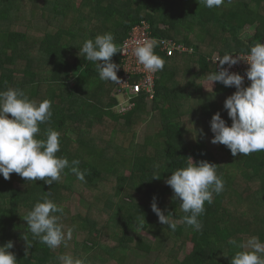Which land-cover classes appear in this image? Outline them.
Listing matches in <instances>:
<instances>
[{
    "label": "trees",
    "instance_id": "trees-1",
    "mask_svg": "<svg viewBox=\"0 0 264 264\" xmlns=\"http://www.w3.org/2000/svg\"><path fill=\"white\" fill-rule=\"evenodd\" d=\"M59 17L61 26L54 29ZM143 20L154 34L174 38L193 52L166 56L155 48L164 68L157 72L151 106L142 91L131 99L134 108L118 116L112 108L118 102L115 82L100 80L95 64L80 56L79 48L85 40L106 32L113 34L118 47ZM247 26H254V33L242 36ZM263 39L264 0H225L212 9L199 0H82L80 4L76 0H0V91L17 88L34 101L50 100L53 115L40 125L39 138L48 128L57 131L60 151L56 155L69 162L79 160V168L85 171L82 182L65 169L61 180L52 185L43 180L27 182L16 173L7 180L0 175V246L13 242L8 251L17 264H59L57 258L64 254L85 264H124L129 254L154 250L152 264H230L239 249L229 240L256 236L264 243V152L233 157L223 144L212 149L207 140L214 113L219 111L231 125L225 100L215 98L221 94L226 99L235 87L216 82L211 94L215 98L199 109L202 129L194 124L190 105L203 93L202 81L216 70L209 57L248 52ZM112 61L121 64L119 52ZM153 110L159 124L148 128L137 144L146 152H132L133 141L124 149L114 147L110 134L118 131L133 139ZM147 159L153 160L152 169L146 166ZM191 159L216 164L224 184L222 192L213 194V203L205 202L199 232L179 223L184 213L165 182ZM75 194L88 205L85 214L71 211ZM43 197L63 207V214L57 213L59 223L65 231L72 229L66 246L55 250L32 240L23 219ZM154 197L165 215L177 222L174 232L152 211ZM214 206H218L216 212ZM150 227L157 232L156 242L137 231ZM175 240L192 244L181 260L168 257Z\"/></svg>",
    "mask_w": 264,
    "mask_h": 264
},
{
    "label": "clouds",
    "instance_id": "clouds-1",
    "mask_svg": "<svg viewBox=\"0 0 264 264\" xmlns=\"http://www.w3.org/2000/svg\"><path fill=\"white\" fill-rule=\"evenodd\" d=\"M199 4L209 9L219 8L225 0H199ZM158 44L156 38H145L137 41L133 48L137 63L148 73L154 74L164 68V60L154 51ZM117 52L123 53L110 32L85 40L79 48V55L95 64L100 80L120 83L117 75L120 66L112 61ZM241 60L249 65L246 77L251 83L246 87L245 76L229 71ZM217 61L219 70L216 68L208 74L207 80L211 86L219 82L225 87H235L236 91L226 97L223 105L231 125L226 123L219 111L211 117L210 129L214 134L211 143L223 144L233 157L264 152V42L251 46L247 54L233 56L232 53H225L217 56L215 63ZM52 115L50 100L34 101L17 88L0 91V175L5 180L16 173L27 182L43 180L52 185L59 182L61 174L68 169L77 180L85 181V171L79 168V160L69 162L67 158L56 155L60 151V134L57 131L48 128L44 138H39L40 125L48 122ZM215 165L208 161L194 163L191 159L186 167L171 172L165 181L173 190L172 199L179 201L180 210L184 213L179 223L191 227L193 231L199 232L203 228L199 217L205 212V202L213 203V194L223 191V180L217 175ZM152 177L159 178L157 175ZM151 209L162 225L173 232L177 229V222L157 206L155 197ZM63 212L62 206L47 197L35 203L23 217L32 240H38L52 250L66 246L72 229L65 231L59 223L57 213L62 215ZM24 239L30 247L32 244L28 237L24 236ZM228 243L239 249L232 255L230 264H264V243L258 237L252 236L239 242L231 239ZM12 247V241L0 246V264H17L15 255L8 251ZM57 259L59 264H85L84 260L67 254Z\"/></svg>",
    "mask_w": 264,
    "mask_h": 264
},
{
    "label": "built area",
    "instance_id": "built-area-1",
    "mask_svg": "<svg viewBox=\"0 0 264 264\" xmlns=\"http://www.w3.org/2000/svg\"><path fill=\"white\" fill-rule=\"evenodd\" d=\"M164 27L165 26H159L161 29ZM145 38H156L159 41L156 48L166 56L193 52L191 48L187 47L184 43L178 42L174 38L154 34L151 25L146 20L134 25L130 29L127 37H125L118 46V48L124 53H119L121 64L119 65L120 68L117 72L118 77L120 78V83H115L117 92L115 96L118 102L112 107L118 116L123 115L130 109L134 108L135 103L131 99L142 91L145 93V101L148 106L150 107L152 104L155 94L154 85L157 73L152 74L146 72L143 67L137 63L133 54L135 43L137 41H142ZM261 42H264V39ZM247 53L248 52H232V55L238 56L239 54L244 55ZM217 56H222V54L216 53L209 57L208 60L215 64L217 70H219V67H217L219 62L217 61L215 63ZM224 67L228 66L224 65ZM248 67L249 65L241 60L236 65H233L229 71L237 72L245 76L244 86H246L251 83L246 77V70Z\"/></svg>",
    "mask_w": 264,
    "mask_h": 264
},
{
    "label": "rangeland",
    "instance_id": "rangeland-1",
    "mask_svg": "<svg viewBox=\"0 0 264 264\" xmlns=\"http://www.w3.org/2000/svg\"><path fill=\"white\" fill-rule=\"evenodd\" d=\"M81 1L82 0H76L77 4H80ZM23 2H24V0H21V3H23ZM5 8L8 9L9 6H6ZM61 21H62V17H59L55 21L54 29H57L61 26ZM41 23L42 22L39 21L37 24H39L40 26L43 27V24H41ZM254 30H255L254 26H247L243 30L242 36L252 34V33H254ZM202 88H203V93L197 95L196 97H194L190 101V105H191V109H192V116L194 119V124L199 129L203 128L200 125V122L203 120L201 111L199 110L200 106L202 103H205V101H209L210 98H212V99L215 98L214 96H211V94H213V92L216 90V83H214L213 86H211V83L208 80L202 81ZM221 99L225 100V98H222L221 94H217L215 100L220 101ZM223 103H224V101H223ZM147 106H148V104H147ZM148 108H149V106H148ZM158 124H159L158 116L156 114V111L153 110L151 112L150 118L147 119V122H144L143 124H141L140 127L136 130V136L133 139L130 138V134H129V136H127L126 133H120L118 131H115V134L114 133L110 134V138L114 142V144H113L114 147H121L124 149L125 146H127L131 141H133V142H135V145L132 147L133 148L132 152L141 151L142 153H144L146 151H143L144 149H141L137 144L142 143L143 138L145 136V133L148 132V128L153 129ZM212 136L213 135L211 132L209 134L208 139H207L208 144L212 147V149L218 148V146L220 144L211 143ZM121 156H122V154H121ZM146 166L149 169H152L153 160L147 159ZM234 170H235V168H234ZM70 202H71V211L73 212L74 215L77 213H82V214L86 213V209H87L88 205H83V202L80 200V197L78 194H75L74 196H72ZM216 210H218V206H214L213 212H216ZM81 224H82V220L78 221V225L80 227H82ZM137 231L142 236H144L145 238H148L150 241L156 242L157 232L155 231L154 228H152V227H150L148 229L138 228ZM247 238H249V237H247ZM247 238H245V239H247ZM191 248H192L191 243H189V242L184 243L181 240H175V241H173V243L171 244V247L168 250V257H171V258L177 259V260H181L185 254H187L188 252L191 251ZM156 255H157L156 250H154L153 252H151L149 254H144V253L140 254V255L129 254L126 257V259H123L122 261H124V264H152Z\"/></svg>",
    "mask_w": 264,
    "mask_h": 264
}]
</instances>
